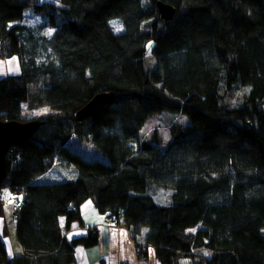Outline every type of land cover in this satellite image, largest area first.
Wrapping results in <instances>:
<instances>
[{
    "label": "trees",
    "instance_id": "1",
    "mask_svg": "<svg viewBox=\"0 0 264 264\" xmlns=\"http://www.w3.org/2000/svg\"><path fill=\"white\" fill-rule=\"evenodd\" d=\"M156 1L0 0V56L18 61L0 77V120L23 119L21 102L54 110L6 151L0 191L23 201L9 227L24 253L10 258L0 238V264L72 262L75 246L95 244L97 232L67 240L58 217L67 228L86 199L129 229L142 258L150 244L159 264L200 247L212 252L205 264H264V0H163L176 9L168 21ZM27 6L42 25L22 23ZM116 17L120 31L109 24ZM148 43L156 57L149 73ZM237 87L247 88L241 101L222 104ZM100 91L112 99L77 121ZM163 109L188 121L170 125L161 149L155 133L146 141L138 130ZM72 134L87 136L101 156L71 148ZM51 167L76 176L40 178Z\"/></svg>",
    "mask_w": 264,
    "mask_h": 264
},
{
    "label": "rangeland",
    "instance_id": "2",
    "mask_svg": "<svg viewBox=\"0 0 264 264\" xmlns=\"http://www.w3.org/2000/svg\"><path fill=\"white\" fill-rule=\"evenodd\" d=\"M38 1H42V0H38ZM44 20L45 18L43 17V15L41 13L35 12L32 6H27L25 8L22 23L26 27L32 28L39 24L42 25ZM109 24L116 31H120L123 29L122 23L120 19L117 17L110 19ZM52 31H53L52 27L44 26L41 30V33L45 36H50ZM150 45H151L150 43L147 44V50L143 56V67L147 73H149L156 65V57L149 51ZM16 69L18 70V61L16 57H8L4 59L3 57L0 56V77H5L9 73H14L16 72ZM246 89L247 88L245 87H237V88H233V90L227 93H224L221 98L222 104H227L229 106L236 105L238 101H241V94ZM261 105L262 108L264 109V100L262 101ZM20 108H21V114H20L21 118H26V119L40 118L44 116V114L54 111L48 108L47 106H36L29 108L25 102L20 103ZM187 121L188 118L183 113L173 112L167 109L159 110L154 112L148 119H146L142 127L138 130V135L140 139L151 141L154 138V133H155V138L158 139V146L161 149H164L170 140V134H169L170 125H172L173 123L186 124ZM69 146L71 148L77 149L87 158H91L93 156H101L100 151L93 145V143L87 136L81 137L76 134H72L71 138L69 139ZM57 171H60V179L75 178L76 176V173L74 171L67 173L66 172L67 169L56 167L50 174H47L43 180L56 179L58 177ZM5 191H6V199L4 201L6 203L9 202L10 204L13 202L15 203L16 198L19 197V194L13 193L11 190H9V188H6ZM155 197H156V201L161 204H163L167 199L166 194L160 190H158V193L155 195ZM94 208L96 209V211H98L96 207ZM2 218L4 217L2 216ZM144 229H146V227ZM194 229L195 227L191 228L190 230H194ZM93 230H95V228H92V231ZM0 233H1V229H0ZM5 236L8 237V234H6ZM137 238L139 241L143 240L140 234H138ZM85 247L95 248V251L97 253L99 252V243L97 242L91 246H85ZM150 251L151 250L149 249V252ZM193 253L194 254L191 256L177 255L173 257L172 259L173 264H205L204 259L209 258L212 252L206 248L200 247L194 249ZM150 254H151V258H148V260L147 258L146 259L144 258L145 264H153V261L156 263V259L155 257H153L154 253L151 252ZM99 263L102 264L100 260Z\"/></svg>",
    "mask_w": 264,
    "mask_h": 264
},
{
    "label": "crops",
    "instance_id": "3",
    "mask_svg": "<svg viewBox=\"0 0 264 264\" xmlns=\"http://www.w3.org/2000/svg\"><path fill=\"white\" fill-rule=\"evenodd\" d=\"M54 168L55 167H51L48 169L40 178L44 179ZM3 189L6 190L5 187H3ZM4 200H2L3 211L2 214H0V238L8 256L11 258L23 255L24 250L17 239L15 231L9 227L13 219L14 202L10 204L9 202L6 203ZM93 206L92 200L86 199L83 201L80 205L79 218L70 222L67 228L64 227L65 216L60 215L58 217L59 223L62 226L63 236L67 240L85 236L86 232L92 231V228H95L97 232L99 252L97 253L95 248H88L82 244H77L74 248L73 262L70 264H100L99 260L102 264H145L144 258L139 257L137 254L136 244L130 235L129 229L124 225L116 224L111 221L109 222L106 219V215L96 211L94 208L95 206ZM2 216L4 218H2ZM86 224H88L90 228L89 226L85 227ZM6 234H8V237L5 236ZM140 243L143 242L140 241ZM149 249L151 250L150 252ZM147 252L146 258L148 260V258H151L150 253H154L152 245H147ZM153 257H155V255ZM153 264H159L158 260L156 259V263L153 261Z\"/></svg>",
    "mask_w": 264,
    "mask_h": 264
},
{
    "label": "water",
    "instance_id": "4",
    "mask_svg": "<svg viewBox=\"0 0 264 264\" xmlns=\"http://www.w3.org/2000/svg\"><path fill=\"white\" fill-rule=\"evenodd\" d=\"M36 0H19L22 4L32 5ZM159 17L170 20L175 13V6L163 0L156 1ZM113 97L108 91H100L93 95L76 112L75 119L82 121L86 117L95 116ZM41 124L39 118L0 120V183L6 171V151L19 141L30 139Z\"/></svg>",
    "mask_w": 264,
    "mask_h": 264
},
{
    "label": "built area",
    "instance_id": "5",
    "mask_svg": "<svg viewBox=\"0 0 264 264\" xmlns=\"http://www.w3.org/2000/svg\"><path fill=\"white\" fill-rule=\"evenodd\" d=\"M4 198H5V191L1 190L0 191V199H4ZM22 203H23L22 199H16V202H15V205H14L13 221H12V227L13 228L15 227L14 221H16V219H17L18 212H19V209H20ZM85 227H88V224H86Z\"/></svg>",
    "mask_w": 264,
    "mask_h": 264
},
{
    "label": "clouds",
    "instance_id": "6",
    "mask_svg": "<svg viewBox=\"0 0 264 264\" xmlns=\"http://www.w3.org/2000/svg\"><path fill=\"white\" fill-rule=\"evenodd\" d=\"M5 191V190H4ZM5 195H6V192H5ZM5 199V198H4ZM4 199H2V200H4ZM18 199V198H17ZM14 205H15V203H14ZM13 209H14V207H13ZM13 215H14V211H13ZM12 221H13V219H12Z\"/></svg>",
    "mask_w": 264,
    "mask_h": 264
}]
</instances>
